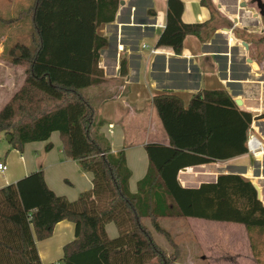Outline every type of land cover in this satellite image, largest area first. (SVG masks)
I'll use <instances>...</instances> for the list:
<instances>
[{
    "label": "trees",
    "instance_id": "obj_1",
    "mask_svg": "<svg viewBox=\"0 0 264 264\" xmlns=\"http://www.w3.org/2000/svg\"><path fill=\"white\" fill-rule=\"evenodd\" d=\"M120 1L35 0L31 44H16L8 52V61L24 68L25 79L0 110V133L19 153L26 144L47 142L58 133L64 155L91 175L92 187L69 201L47 187L39 170L0 188V264H41L35 243L48 239L61 221L74 224V240L63 247L60 264H175L178 251L159 221L186 218L243 226L253 260L261 264L252 234L264 233V206L248 179L218 175L194 189L177 182L182 169L246 154V132L264 114L239 111L227 92L202 91L187 103L175 94L153 97L168 145H145L146 174L136 192L129 191L124 151L111 152L99 132L104 122L81 94L105 80L99 58L107 41L99 30L114 22ZM166 5L156 47L180 54L186 37L202 39L207 30L215 31L212 18L183 23L181 0H166ZM200 5L213 15L209 0ZM119 73L126 74L124 59ZM109 223L117 230L113 239L105 232ZM149 227L168 240L172 254L156 245Z\"/></svg>",
    "mask_w": 264,
    "mask_h": 264
},
{
    "label": "crops",
    "instance_id": "obj_2",
    "mask_svg": "<svg viewBox=\"0 0 264 264\" xmlns=\"http://www.w3.org/2000/svg\"><path fill=\"white\" fill-rule=\"evenodd\" d=\"M2 1L7 3L0 0V7ZM121 1L123 3L114 22L103 25L99 30L107 41L99 58L105 80L98 86L89 87L96 90L86 98L90 102L97 101L96 109L104 122L99 132L108 141L111 152L124 151L126 165L131 172L128 188L134 194L148 167L145 145H168V138L152 104L155 95L175 94L187 103L202 91L223 90L233 102L241 101L240 106L235 105L239 111L253 116L264 114V39L254 41L264 38V13L260 15L251 0L249 4L248 0H209L213 15L200 5V0H181L183 23H203L212 18L210 26L216 29L212 34L209 32L208 40L186 37L181 53L175 54L171 48L156 47L165 26L166 0ZM261 3L264 4V0ZM216 19L220 24H214ZM251 34L258 36H254L256 38L252 42L245 40ZM203 35L206 37L207 33ZM152 49L156 54L151 53ZM9 50L5 52L0 47V110L19 91L25 79L24 68L8 61ZM122 59L126 62L123 77L119 73ZM246 136L247 141L264 145V118L253 120ZM49 143L51 149L45 151L44 147ZM221 144L226 145L225 141L218 142ZM5 160L9 161L8 165L0 162L7 167L4 173H0V188L39 170L43 171L47 187L69 201L92 187L91 175L64 155L56 132L47 142L26 144L22 153L12 150ZM226 174L248 179L258 189V199L264 206V158L253 159L245 154L227 161L182 169L177 182L182 188L194 189ZM165 220H169L165 223L168 230L160 227L176 246L177 261L180 249L171 233L176 236L183 233L189 238L182 240L188 260L195 258L204 263V255H196L201 248L196 241L201 239V230H207L212 235L211 256H208L210 264H254L248 235L241 225L219 223L225 225L221 227L228 228L218 233L215 228L219 226L201 224L203 222L200 221L204 220L162 219L159 225ZM149 230L153 240V236L163 237L151 227ZM105 232L110 239L117 236L112 223L105 226ZM163 239L170 250L167 254H172V246L166 238ZM73 240L74 224L69 221L57 223L48 239L35 243L41 264H60L63 247ZM150 264H156V261Z\"/></svg>",
    "mask_w": 264,
    "mask_h": 264
},
{
    "label": "rangeland",
    "instance_id": "obj_3",
    "mask_svg": "<svg viewBox=\"0 0 264 264\" xmlns=\"http://www.w3.org/2000/svg\"><path fill=\"white\" fill-rule=\"evenodd\" d=\"M7 3L1 2L0 7V47L2 46L5 49V52L9 50L15 43H20L23 45L29 46L31 44V38L33 36V28L31 22V8L34 5L35 0H5ZM250 0H248V4ZM219 18V17H218ZM5 20V23L2 21ZM11 20V21H10ZM220 21L216 19L215 25L220 24ZM216 27V26H215ZM216 29V28H215ZM209 30L206 31L207 35H202V39H207L213 32ZM239 36V35H238ZM255 39L258 36L257 34H251ZM201 39V40H202ZM246 40V39H245ZM249 41V39H247ZM255 42L257 39L254 40ZM254 42V43H255ZM6 55V54H5ZM95 88H86L81 91V94L85 97H90L92 92H95ZM91 104L96 108L97 101L91 100ZM12 150L10 149L9 142L7 141L6 136L3 133H0V162L6 163L8 165L9 161L5 160L6 157L10 154ZM169 222V220H165L164 222L160 223V226L163 229H167L165 223ZM201 224H209V226H219L216 227L217 232H223L228 227H221L225 225H220L219 223H211L206 221ZM168 230V229H167ZM201 239L200 241H196L198 246H201L199 250V255H204L203 261L204 263L200 262L198 259L196 260H188L187 259V250L183 246L182 240H188L189 238L185 237L183 233L176 236L174 233H171L174 241L178 244L180 249L179 259L176 264H210L209 263V251H210V240L212 239V235L208 233L207 230H201ZM156 244H158L166 253H168L169 247L165 244L163 237H155L153 236ZM162 238V239H161ZM252 240L256 246L257 258L261 264H264V233L260 234L257 232H253ZM198 248V247H197ZM211 256V255H210ZM211 258V257H210ZM253 259V257H252ZM254 262V260H253ZM60 263V261H58ZM255 264V262H254Z\"/></svg>",
    "mask_w": 264,
    "mask_h": 264
},
{
    "label": "built area",
    "instance_id": "obj_4",
    "mask_svg": "<svg viewBox=\"0 0 264 264\" xmlns=\"http://www.w3.org/2000/svg\"><path fill=\"white\" fill-rule=\"evenodd\" d=\"M161 27V26H160ZM152 54H156V50H151ZM246 155L253 159H262L264 158V145L256 144L252 140L246 142ZM7 167L5 164L0 163V173H4Z\"/></svg>",
    "mask_w": 264,
    "mask_h": 264
},
{
    "label": "water",
    "instance_id": "obj_5",
    "mask_svg": "<svg viewBox=\"0 0 264 264\" xmlns=\"http://www.w3.org/2000/svg\"><path fill=\"white\" fill-rule=\"evenodd\" d=\"M122 1L120 2V5H122ZM252 4L256 5V8L259 10L260 15H262L264 13V4L261 3V0H251ZM235 105L240 106L241 105V101L240 100H235ZM7 141L9 142V138H7ZM256 192H257V198H258V189L256 188V186H254Z\"/></svg>",
    "mask_w": 264,
    "mask_h": 264
}]
</instances>
